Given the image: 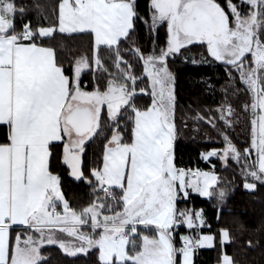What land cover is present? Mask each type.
<instances>
[{"label":"snow or ice","instance_id":"6c2138e0","mask_svg":"<svg viewBox=\"0 0 264 264\" xmlns=\"http://www.w3.org/2000/svg\"><path fill=\"white\" fill-rule=\"evenodd\" d=\"M148 11L141 17L137 0H59L54 21L33 25L23 20L25 6L0 0V126L7 129L0 142V264H46L45 245L69 257L96 249L100 264H193L198 248L231 242L221 229L219 237L183 235L177 244L182 226L210 227L202 210L179 203L196 193L223 205L231 188L215 171L176 166L179 103L170 63L199 44L207 53L202 63L223 67L222 102L192 119L216 130L224 147L202 158L213 168V157L224 167L235 162L250 191L264 185V0H150ZM138 20L152 38L148 52L133 40ZM58 34L87 38L91 56L72 58L66 69L50 43ZM241 94L248 99L237 109L232 98ZM144 97L150 103L142 105ZM242 120L250 139L238 147L231 133ZM101 137V161L86 170V145ZM61 141L63 164L93 193L79 210L52 168ZM140 225L157 235H137ZM218 264L236 261L225 251Z\"/></svg>","mask_w":264,"mask_h":264},{"label":"trees","instance_id":"16d2710c","mask_svg":"<svg viewBox=\"0 0 264 264\" xmlns=\"http://www.w3.org/2000/svg\"><path fill=\"white\" fill-rule=\"evenodd\" d=\"M59 0H16L18 5L26 8L23 20H30L33 25H48L56 19L54 9ZM223 3V0H219ZM150 0H137L138 12L141 17L149 14ZM36 5L42 7L37 8ZM21 19L17 18V27L21 24ZM133 40L145 51L153 48L152 38L148 33L147 26L140 20L137 21L136 33ZM166 40V30L161 28L158 36V43L163 44ZM50 43L57 47L61 58L65 60V68L70 67L68 61L74 57L82 55L91 56L90 41L87 38L77 37L67 38L57 35ZM184 54L191 56L196 61H202L206 56V48L202 45H192ZM183 54V56H184ZM183 56L177 57L170 63L172 71L176 75V93L179 108L177 110V125L179 135L173 146L175 163L177 167L185 169H199L203 171H215L224 182V186L230 187L225 204L220 205L213 199H202L199 196L191 195L187 200L179 203V207L184 210H203L205 213V227L199 230H188L182 226L180 233L212 234L219 237L221 229L230 231L232 240L227 246L220 247L217 243L212 249H199L194 256L195 264H218L223 252L231 255L236 264H264V185L257 184L254 191H249L243 186V178L240 169L231 162L228 167L215 158L212 164L203 161L202 153L213 148L224 147L222 138L217 131L209 125H197L192 119L196 110L215 108L222 102L223 90L227 87V80L223 67L219 64L202 63L194 65L183 60ZM107 62V54H105ZM136 71L140 72L137 65ZM84 82L91 87L92 77L85 75ZM211 84L213 87L209 88ZM248 97L241 94L239 98H232V103L239 109L241 103ZM150 103L149 97H144L141 104ZM187 121V127L183 122ZM199 127V131L195 129ZM0 142L7 134L5 126L0 127ZM234 143L238 147L246 146L249 142V130L247 123L242 120L231 133ZM103 150V137L95 142L86 145L85 165L86 170L101 161ZM63 142L57 143L54 153L52 168L54 174L61 177V187L65 198L71 207L79 210L87 206L93 200V193L86 182L78 181L70 175V169L62 162ZM230 182V183H229ZM62 209V206H58ZM86 230V229H84ZM88 230V229H87ZM147 231L139 230L137 235H148ZM177 237V244H180ZM133 239H136L134 236ZM137 244L140 241L137 239ZM42 254L46 257V264H100L98 250L92 249L88 255H77L69 257L57 246H47L42 249Z\"/></svg>","mask_w":264,"mask_h":264},{"label":"crops","instance_id":"0c3cea01","mask_svg":"<svg viewBox=\"0 0 264 264\" xmlns=\"http://www.w3.org/2000/svg\"><path fill=\"white\" fill-rule=\"evenodd\" d=\"M1 127V126H0ZM0 137H1V133H0ZM62 142V141H61ZM56 143H60V142H56ZM203 159V158H202ZM197 169H193L192 171H196ZM201 171H203V170H201ZM74 178V177H73ZM75 179V178H74ZM193 195H196V196H199L198 194H196V193H193ZM199 197H201V196H199ZM202 199H208V198H206V197H201ZM200 211V210H199ZM203 211V210H202ZM203 214H204V217H205V213H204V211H203ZM206 220V219H205ZM184 227H186V226H184ZM85 228H87V227H85ZM84 228V229H85ZM187 228V227H186ZM205 228V227H204ZM201 229H203V228H201ZM139 230H143V231H147L149 234V236H151V237H155L156 235H157V233H156V231L154 230V226H153V229H151V230H149V229H144V227H138V232H139ZM189 230V229H188ZM84 231H89V230H84ZM190 231H192V230H190ZM138 234V233H137ZM183 235H189L188 233L186 234V233H182L180 236H179V238H178V240L180 241L179 243H182V241L180 240V237L181 236H183ZM199 235H208V234H199ZM177 237L178 236H176V240H177ZM229 244V243H228ZM228 244H226V245H224V246H227ZM199 249H212V248H198L195 252H194V254H193V264H195L194 263V256H195V254H196V252L199 250Z\"/></svg>","mask_w":264,"mask_h":264},{"label":"rangeland","instance_id":"374dc122","mask_svg":"<svg viewBox=\"0 0 264 264\" xmlns=\"http://www.w3.org/2000/svg\"><path fill=\"white\" fill-rule=\"evenodd\" d=\"M185 58H187V60L185 59ZM183 60L185 61V62H188V63H191L190 61L191 60H195L194 58H191V56H187V55H185L184 54V56H183ZM191 64H193V63H191ZM199 64H202V62L201 61H197V63L196 64H194V65H199ZM212 159H215V157H213ZM203 161H205V160H203ZM206 162V161H205ZM222 162V161H221ZM223 163V162H222ZM248 190V189H247ZM250 191V190H249ZM62 206V205H61ZM58 210L59 211H62V209H59L58 208ZM85 229H88V228H85ZM89 230V229H88ZM47 246H56V245H45L44 247H47ZM58 247V246H57ZM78 255H84V254H78Z\"/></svg>","mask_w":264,"mask_h":264},{"label":"built area","instance_id":"2783aa9c","mask_svg":"<svg viewBox=\"0 0 264 264\" xmlns=\"http://www.w3.org/2000/svg\"><path fill=\"white\" fill-rule=\"evenodd\" d=\"M189 169V168H188ZM58 210V209H57ZM59 211V210H58ZM138 227H144V226H142V225H140V226H138ZM181 235V233H180V229L178 230V232L176 233V236H180ZM181 244V243H180ZM180 244H178V246L180 245Z\"/></svg>","mask_w":264,"mask_h":264}]
</instances>
